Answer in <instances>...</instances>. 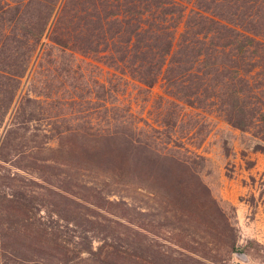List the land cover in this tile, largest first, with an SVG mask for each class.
Instances as JSON below:
<instances>
[{"label": "trees", "instance_id": "1", "mask_svg": "<svg viewBox=\"0 0 264 264\" xmlns=\"http://www.w3.org/2000/svg\"><path fill=\"white\" fill-rule=\"evenodd\" d=\"M44 39L143 87L162 81L168 97L215 112L252 137L248 149L264 154V0H0V128ZM87 85V102H102L103 121L75 114L80 110L68 119L61 108L48 107L52 97L34 91L14 108L0 162L35 178L15 173L0 184V264L221 262L220 251L190 249L174 230L164 229L178 250L153 249L154 209L111 200V191L81 175L150 195L163 220L203 226L221 239L229 258L238 250L235 229L191 162L170 143L158 149L143 128L109 115L110 85ZM75 98L72 105L81 99ZM39 116L53 132L37 146L27 133ZM60 121L70 124L61 129Z\"/></svg>", "mask_w": 264, "mask_h": 264}, {"label": "rangeland", "instance_id": "2", "mask_svg": "<svg viewBox=\"0 0 264 264\" xmlns=\"http://www.w3.org/2000/svg\"><path fill=\"white\" fill-rule=\"evenodd\" d=\"M94 80L110 85L112 89L111 94L106 96V105L112 107L109 115L124 117L129 124L143 128L158 149L170 143L169 149L173 153L191 162L211 197L235 229L238 250L226 258L224 243L220 238L208 235L203 226L194 222L183 224L173 217L163 220L162 207L150 195L141 191L107 188L104 182L92 175H81L80 179L88 183L96 181L104 191H111V200L123 197L140 209L153 208L157 227L149 239L153 249L169 251V247H172L168 239L170 234L164 230L168 229L184 237L183 241L190 249L204 254L215 249L220 251L223 257L218 264H264V154L248 149V145L254 141L252 137L232 129L215 112L194 109L168 97L162 81L153 88L143 87L128 75L109 69L91 58L62 52L44 39L21 79L11 112L0 128V141L12 129V115L17 103L24 97L34 98L33 91L52 97L48 107L61 108L62 113H68V119L69 113L80 110L82 112L75 114H95L101 116L100 120L103 121L104 112L98 108L102 102L98 101L99 105L96 106L87 102V83ZM79 96L81 99L72 105L71 99ZM37 119L29 124L27 137L33 136L35 144L39 146L44 144L46 135L50 136L52 133L49 134V131L53 130L45 116ZM69 124L60 121L56 125L63 129ZM20 133H23L22 130ZM50 145L55 146V142H50ZM21 165L25 167L24 162ZM15 173L25 178H35V174L27 170L0 162V184L9 182L8 175ZM15 184L23 186L25 183L16 181ZM31 190L37 191L35 188ZM164 225H168V228ZM238 253H243L245 260L240 259ZM201 261L202 264H211Z\"/></svg>", "mask_w": 264, "mask_h": 264}, {"label": "water", "instance_id": "3", "mask_svg": "<svg viewBox=\"0 0 264 264\" xmlns=\"http://www.w3.org/2000/svg\"><path fill=\"white\" fill-rule=\"evenodd\" d=\"M237 256L242 259L245 260V255L243 253H238Z\"/></svg>", "mask_w": 264, "mask_h": 264}]
</instances>
